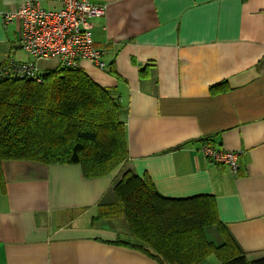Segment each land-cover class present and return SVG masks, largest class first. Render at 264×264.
<instances>
[{"label":"crops","instance_id":"1","mask_svg":"<svg viewBox=\"0 0 264 264\" xmlns=\"http://www.w3.org/2000/svg\"><path fill=\"white\" fill-rule=\"evenodd\" d=\"M26 1L0 0V63L21 49L19 24L6 26L4 14ZM92 1L107 6L93 19V36L110 70L80 66L119 96L129 159L101 177H86L79 164L1 162L0 264H159L115 242L119 218L96 219L127 169L150 176L164 196L213 194L247 257L263 258L264 0ZM28 61L45 71L59 65ZM222 82L226 89L213 93ZM206 137L240 150L237 173L202 152ZM211 234L222 243L217 230Z\"/></svg>","mask_w":264,"mask_h":264},{"label":"trees","instance_id":"2","mask_svg":"<svg viewBox=\"0 0 264 264\" xmlns=\"http://www.w3.org/2000/svg\"><path fill=\"white\" fill-rule=\"evenodd\" d=\"M222 84L211 91L225 90L219 89ZM127 136L116 91L81 66L58 65L47 70L41 83L0 80V163L79 164L86 177L106 176L129 159ZM212 138L202 139V144L213 145ZM112 189L115 201L100 203L96 219H125L132 238H118V244L138 249L159 264H200L211 255L220 264H264V257H247L221 221L213 194L164 196L150 176L132 169ZM209 227H216L222 243L208 239Z\"/></svg>","mask_w":264,"mask_h":264},{"label":"built area","instance_id":"3","mask_svg":"<svg viewBox=\"0 0 264 264\" xmlns=\"http://www.w3.org/2000/svg\"><path fill=\"white\" fill-rule=\"evenodd\" d=\"M58 8L46 9L38 1L28 0L4 14V23L17 22L16 47L35 60L56 58L59 66L78 67L87 61L102 71H109L106 51L94 40L93 19L103 16L107 6L92 0H59ZM47 71L28 60L9 58L0 63V80L26 78L43 82ZM202 152L210 159L240 169V150H225L205 143Z\"/></svg>","mask_w":264,"mask_h":264},{"label":"rangeland","instance_id":"4","mask_svg":"<svg viewBox=\"0 0 264 264\" xmlns=\"http://www.w3.org/2000/svg\"><path fill=\"white\" fill-rule=\"evenodd\" d=\"M48 8V6L46 7ZM17 59L19 58H22L23 60H30L32 59V57L28 54H26L25 51L19 49L17 55H15ZM43 62V65H53L55 64V61H51V62H47V61H42ZM59 64V63H58ZM42 66V64H41ZM116 222H121L119 225H120V231H121V238L124 239V240H127V239H131V235L129 234V231H128V226L125 222V219L124 218H119L118 220H116ZM212 230L214 232V230H217L216 227H209L206 229V235L208 237V239L210 240H213V236H212ZM218 242V240H215ZM211 256H215V255H211Z\"/></svg>","mask_w":264,"mask_h":264}]
</instances>
